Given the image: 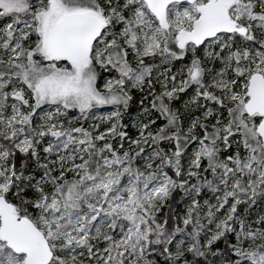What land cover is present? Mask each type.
Segmentation results:
<instances>
[{
	"label": "snow or ice",
	"instance_id": "6c2138e0",
	"mask_svg": "<svg viewBox=\"0 0 264 264\" xmlns=\"http://www.w3.org/2000/svg\"><path fill=\"white\" fill-rule=\"evenodd\" d=\"M0 264H264V0H0Z\"/></svg>",
	"mask_w": 264,
	"mask_h": 264
}]
</instances>
